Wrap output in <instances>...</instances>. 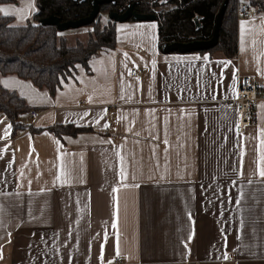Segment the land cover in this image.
I'll return each mask as SVG.
<instances>
[{
  "label": "crops",
  "instance_id": "0c3cea01",
  "mask_svg": "<svg viewBox=\"0 0 264 264\" xmlns=\"http://www.w3.org/2000/svg\"><path fill=\"white\" fill-rule=\"evenodd\" d=\"M114 29L53 95L0 75L30 107L14 136L0 114V264H264V99L240 133L226 105L241 75L264 86V13L238 15L235 58L162 53L154 20ZM66 122L92 131L46 130Z\"/></svg>",
  "mask_w": 264,
  "mask_h": 264
},
{
  "label": "trees",
  "instance_id": "16d2710c",
  "mask_svg": "<svg viewBox=\"0 0 264 264\" xmlns=\"http://www.w3.org/2000/svg\"><path fill=\"white\" fill-rule=\"evenodd\" d=\"M223 0H114L99 6V12H121L128 4L139 13H154L157 28L158 49L163 41H187L193 38L207 39L213 29L215 15ZM14 3L15 0H0L1 3ZM35 12L24 23H14V18L0 14V75L12 74L29 80L37 88H43L53 95L60 80L71 75L76 64L90 72L88 61L105 47L115 48L113 20L100 25L98 14L88 26L92 32L85 42L76 41L67 45L63 36L58 35L54 25L39 23L46 15H54L59 20H75L88 14L90 0H34ZM169 6L168 9L157 8ZM253 6L264 13V0H227L218 31V42L207 51L219 52L227 58H235L237 51L236 19L244 8ZM132 20V19H128ZM195 20L197 26H195ZM30 110L24 99L15 91L3 88L0 84V114L11 126L14 136L26 125L18 120L19 114ZM30 133L42 130L28 127ZM57 137L78 132H89L92 128L72 123H54L46 128Z\"/></svg>",
  "mask_w": 264,
  "mask_h": 264
},
{
  "label": "water",
  "instance_id": "95a60500",
  "mask_svg": "<svg viewBox=\"0 0 264 264\" xmlns=\"http://www.w3.org/2000/svg\"><path fill=\"white\" fill-rule=\"evenodd\" d=\"M104 2L114 3V0H90L91 8L88 14L84 17L76 18L75 20H59L58 17L54 15H46L44 18L39 20L40 24L54 25L57 31L75 28L79 26H87L92 22L99 12V6ZM227 0H223L218 8V12L215 15L213 29L210 36L207 39L193 38L187 41H163L164 43L160 46V51L162 53L166 52H193V51H207L209 48L215 46L218 42V31L220 28V22L223 15V10L226 5ZM107 15L110 20L114 22L125 21L128 19L134 20H154V13H139L133 9V4H128L125 9L121 12L108 11ZM195 26H197V21L195 20Z\"/></svg>",
  "mask_w": 264,
  "mask_h": 264
},
{
  "label": "built area",
  "instance_id": "2783aa9c",
  "mask_svg": "<svg viewBox=\"0 0 264 264\" xmlns=\"http://www.w3.org/2000/svg\"><path fill=\"white\" fill-rule=\"evenodd\" d=\"M256 10L253 6H247L244 8L241 16L251 17ZM133 74L140 73L138 70H131ZM259 99H264V86H259L255 83L252 76L241 75L239 77L238 86L235 96L226 101V105L231 107L235 113V125L236 132L240 133L246 126L249 125L255 114L256 103ZM40 110L34 109L29 112V117L34 119L38 116ZM119 261L120 258L115 259Z\"/></svg>",
  "mask_w": 264,
  "mask_h": 264
},
{
  "label": "rangeland",
  "instance_id": "374dc122",
  "mask_svg": "<svg viewBox=\"0 0 264 264\" xmlns=\"http://www.w3.org/2000/svg\"><path fill=\"white\" fill-rule=\"evenodd\" d=\"M169 6H162L157 8V10L160 9H168ZM98 19H99V23L100 25H104V23L107 22V20L109 19L108 15H107V11L105 10L104 12H100L98 14ZM92 32V26H79V27H75V28H68V29H64V30H60L58 31V35L61 37L63 36L65 39V43L67 45H74L76 43V41H81V42H85L89 36V33Z\"/></svg>",
  "mask_w": 264,
  "mask_h": 264
},
{
  "label": "snow or ice",
  "instance_id": "6c2138e0",
  "mask_svg": "<svg viewBox=\"0 0 264 264\" xmlns=\"http://www.w3.org/2000/svg\"><path fill=\"white\" fill-rule=\"evenodd\" d=\"M7 14V13H6ZM261 175H264V171L261 172Z\"/></svg>",
  "mask_w": 264,
  "mask_h": 264
}]
</instances>
